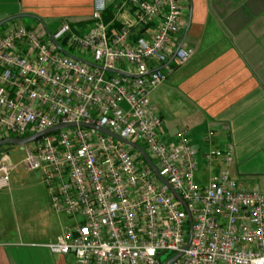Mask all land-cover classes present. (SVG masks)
<instances>
[{"label":"built area","instance_id":"2783aa9c","mask_svg":"<svg viewBox=\"0 0 264 264\" xmlns=\"http://www.w3.org/2000/svg\"><path fill=\"white\" fill-rule=\"evenodd\" d=\"M122 4L133 17L112 31L106 0H96L86 30L66 18L55 30L14 20L1 29L0 138L76 124L25 143L21 159L0 146V188L20 167L39 170L53 207L74 216L44 244L76 264H166L179 252L171 264H264V191L232 174V145L201 152L186 128L170 138L151 97L170 62L194 53L181 41L182 0ZM82 122L141 144L182 198L139 149ZM202 156L220 161L205 183Z\"/></svg>","mask_w":264,"mask_h":264},{"label":"crops","instance_id":"0c3cea01","mask_svg":"<svg viewBox=\"0 0 264 264\" xmlns=\"http://www.w3.org/2000/svg\"><path fill=\"white\" fill-rule=\"evenodd\" d=\"M126 0H106L104 20L112 31L133 17ZM181 41L193 55L170 62L164 81L151 92L173 138L186 128L204 152L233 146L232 174L248 187L264 191V0H182ZM96 0H0V21L13 15L49 26L66 18L80 30L93 23ZM122 4L121 6H119ZM17 17L11 20L22 22ZM6 22L2 24L5 26ZM16 159V158H15ZM220 168L218 158L202 156L197 178L207 182ZM24 172H33L51 195L39 170L13 172L0 188V264H76L73 254L55 253L39 240L34 219L21 215ZM54 208V207H53Z\"/></svg>","mask_w":264,"mask_h":264},{"label":"rangeland","instance_id":"374dc122","mask_svg":"<svg viewBox=\"0 0 264 264\" xmlns=\"http://www.w3.org/2000/svg\"><path fill=\"white\" fill-rule=\"evenodd\" d=\"M19 18L25 24H34L29 17ZM50 27L54 29L56 24L51 25ZM2 28L3 25L0 26V31ZM66 47L73 53H79L74 48ZM86 59L90 61L94 60L92 55H86ZM30 144L33 143L30 142ZM5 146L11 149L12 154L16 159H21L26 155V150L22 145L6 143ZM23 170L25 171L26 169ZM23 175L29 180L24 182L20 191V216L28 215L34 219L36 230L34 234L39 240L50 239V236L57 234L63 229V227L65 228L68 224L72 223L74 221V216L58 211L51 206L50 199L47 196L46 187L40 182V179L36 174L33 172H24Z\"/></svg>","mask_w":264,"mask_h":264},{"label":"water","instance_id":"95a60500","mask_svg":"<svg viewBox=\"0 0 264 264\" xmlns=\"http://www.w3.org/2000/svg\"><path fill=\"white\" fill-rule=\"evenodd\" d=\"M25 14H18V15H13V16H9L3 20L0 21V26L2 24H4L5 22L11 20V19H14V18H17L19 16H24ZM73 55V54H72ZM75 56V55H73ZM94 65H97L96 63L94 62H90ZM107 70L109 71H114V72H118V73H122V74H128L130 75L131 73L123 70V69H120V68H116V67H106ZM76 123L75 122H69V123H62V124H59V125H55V126H52V127H49L47 129H44V130H40V131H36L34 133H31L27 136H24V137H17V136H8V137H4V138H0V146L2 145H5L6 143H14V144H19V145H24L25 143L29 142V141H32L36 138H38L39 136H41L42 134L46 133V132H49L51 130H56L58 128H62L64 126H69V125H75ZM82 125H86V126H90V127H96L104 132H107L129 144H131L133 147L139 149L141 151V153L143 154V156L145 157V159L149 162V164L152 166V168L155 170V172L157 173V175L162 178L167 184L168 186L172 189V191L175 193V195L179 198H182L181 195L179 194V192L175 189V187L172 185V183H170V181L164 177L163 175H161V173L159 172L156 164L154 163L153 159L151 158V156L148 154V152L146 151V149L139 143L135 142V141H131L127 138H124L123 136L119 135L118 133H116L115 131H112L104 126H101V125H97V124H92V123H87V122H82L81 123ZM185 203V201H184ZM189 244V242L187 243ZM181 252H179L177 255L173 256L172 258H170L166 264H171V262L178 256L180 255Z\"/></svg>","mask_w":264,"mask_h":264}]
</instances>
